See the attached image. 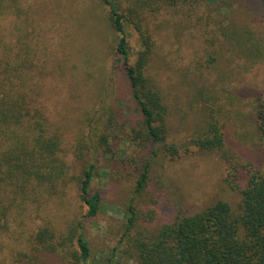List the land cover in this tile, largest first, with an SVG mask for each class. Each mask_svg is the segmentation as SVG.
Wrapping results in <instances>:
<instances>
[{
    "label": "rangeland",
    "instance_id": "rangeland-1",
    "mask_svg": "<svg viewBox=\"0 0 264 264\" xmlns=\"http://www.w3.org/2000/svg\"><path fill=\"white\" fill-rule=\"evenodd\" d=\"M133 2L120 0L129 63L141 47L133 23L142 15L141 28L154 42L148 72L169 105L168 140L179 143L182 152L177 158L161 153L153 162L151 194L157 208L164 218L170 211H197L216 199L234 209L247 172L264 166L256 117L258 104L264 103V18L248 9L252 3L247 0H150L142 3V11L129 13ZM19 5L28 20L12 15L13 25L20 27L15 40L33 44L37 62L45 68L41 103L50 119L63 126L65 158L77 161L72 151L78 140L89 142L82 130L90 135L86 119L100 117L97 108L112 103L118 115L119 123L109 128L113 158L105 160L109 153L99 156L91 181L102 190L103 203L96 216L82 218V230L89 242V264H105L110 256L114 264H136L122 254L118 241L135 182L133 158L139 154L133 129L142 124L123 66L112 67L117 36L107 20L108 7L101 0H21ZM238 37L244 39L239 46ZM211 118L225 125L226 159L188 143ZM187 146L190 150L184 152ZM69 191L75 192L67 189L66 196ZM52 200L53 207L60 201ZM62 200L57 214L51 208L40 210L39 219L25 216L20 226L10 223L8 233L0 232V264H11V251L25 248V238L41 222L63 229L68 216L85 213L77 197Z\"/></svg>",
    "mask_w": 264,
    "mask_h": 264
},
{
    "label": "trees",
    "instance_id": "trees-1",
    "mask_svg": "<svg viewBox=\"0 0 264 264\" xmlns=\"http://www.w3.org/2000/svg\"><path fill=\"white\" fill-rule=\"evenodd\" d=\"M101 1L108 7L107 20L117 36L112 67L118 63L123 66L142 124V129H133L139 154L133 158L130 171L135 182L126 202L128 215L118 241L122 242L120 251L136 264H264V166L247 172L234 209L227 201L216 199L189 213L172 215L168 206L170 216L162 217L151 194L153 162L161 153L177 158L182 152L179 143L168 140L169 105L148 72L154 42L148 30L141 28V15L133 23L141 47L135 62L129 63L120 0ZM149 1L134 0L128 12L141 10ZM247 1L252 6L244 3L246 8L264 18V1ZM20 3L0 0V232L8 233L10 223L20 226L25 216L39 219L40 210L51 208L57 214L62 198L75 196L85 213L68 216L63 229L47 220L38 224L25 238V248L11 251V264H89L91 253L82 218L96 216L102 206L103 192L91 181L99 156L109 153L105 160L113 158L109 128L119 123L118 115L112 103L97 108L95 112L102 110L101 116L86 119L90 135L82 130L89 142L78 140L72 151L77 161L65 158L60 132L63 126L50 119L41 103L45 68L37 62L33 44L20 37L15 40L20 27L13 25L12 15L28 20L27 10L20 8ZM235 40L237 46L244 41L240 37ZM199 96L204 97V93L199 92ZM256 117L264 152V103L258 104ZM224 126L217 118L206 120L205 127L188 143L226 159ZM189 150L187 146L184 152ZM72 188L75 192L66 196L67 189ZM54 198L60 199L55 207L50 206ZM105 264H114L113 257Z\"/></svg>",
    "mask_w": 264,
    "mask_h": 264
}]
</instances>
